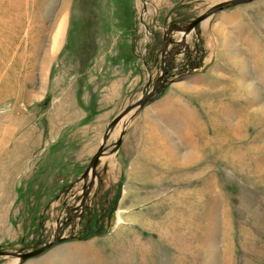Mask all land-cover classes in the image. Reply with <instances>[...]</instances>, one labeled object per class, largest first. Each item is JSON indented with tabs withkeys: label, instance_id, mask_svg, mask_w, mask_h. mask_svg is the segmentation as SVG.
<instances>
[{
	"label": "rangeland",
	"instance_id": "1",
	"mask_svg": "<svg viewBox=\"0 0 264 264\" xmlns=\"http://www.w3.org/2000/svg\"><path fill=\"white\" fill-rule=\"evenodd\" d=\"M145 1L0 0V264H264V0Z\"/></svg>",
	"mask_w": 264,
	"mask_h": 264
},
{
	"label": "water",
	"instance_id": "2",
	"mask_svg": "<svg viewBox=\"0 0 264 264\" xmlns=\"http://www.w3.org/2000/svg\"><path fill=\"white\" fill-rule=\"evenodd\" d=\"M251 1H254V0H234L232 2H229V3H223V4H220L218 6H215V7H212L210 10H208L205 14H203L202 16L198 17L197 19H194L192 22H190V24L186 25V26H174V27H171L169 29V31L167 32L169 35L174 32V31H178V32H182L183 33V40L182 41H177V48H176V54L179 53L181 50H182V47L184 46V39L185 37L191 33L197 26L198 24L205 18L213 15L214 13H218L220 11H222L223 9L229 7V6H235V5H239V4H243V3H248V2H251ZM145 2V0H144ZM144 10L146 11L147 10V7L144 5ZM150 99V96H147V97H143L140 101L138 102H135V103H132L131 105H129L128 107H126L109 125L106 133L104 134L103 136V139H102V143H101V146L98 148L96 154L94 155L93 159L91 160V163H90V166H89V169L80 177V181L82 180L84 183H86L87 179H88V176H89V173L91 171V181L88 185V187L86 186L84 189L85 192L83 194V198H82V201H81V204L78 205V206H75V207H72V208H69L68 211H67V218H71L72 216L71 213L72 212H76V210L78 211V209L80 210V208L84 207L85 206V202L93 188V185H94V178H95V169L99 163V160L104 152V149H105V145H106V142L110 136V133L111 131L114 129V127L118 124V122L124 118L128 113H130L133 109H136V108H141L142 106H145L146 103L149 101ZM121 140L118 141L117 143V146H116V149H118L121 145ZM85 210V208H84ZM66 226V225H65ZM57 237L55 238V240L49 244H47L46 246L40 248V249H34L32 252L30 253H26V254H13V256H19V260L21 263H24L25 261H27V259H30V258H33L37 255H40L41 253L45 252L46 250L50 249L51 246H53L54 244H58L61 242V237H59V231L58 233L56 234ZM0 255H5V253H3L1 250H0Z\"/></svg>",
	"mask_w": 264,
	"mask_h": 264
},
{
	"label": "bare ground",
	"instance_id": "3",
	"mask_svg": "<svg viewBox=\"0 0 264 264\" xmlns=\"http://www.w3.org/2000/svg\"><path fill=\"white\" fill-rule=\"evenodd\" d=\"M144 3V5L146 6L147 5V2L145 1V2H143ZM65 27H66V24H65V19H64V17H63V19L61 20V22H60V24H59V26H58V29H57V32H56V34H55V37H54V40H53V52L55 51V49H57V47H58V45L60 44L59 42H60V39L63 37V35H64V30H65ZM168 34V33H167ZM169 35V34H168ZM167 35V36H168ZM167 36H166V38H165V41H166V39H167ZM169 37H170V35H169ZM62 40V39H61ZM168 40H169V38H168ZM60 46V45H59ZM175 58V56H173V59ZM89 185V184H88ZM88 185H87V187H88ZM85 190L86 189H84L83 191L85 192ZM84 194V193H83ZM85 204H86V202H85ZM19 260H17L16 259V261L15 262H18Z\"/></svg>",
	"mask_w": 264,
	"mask_h": 264
},
{
	"label": "flooded vegetation",
	"instance_id": "4",
	"mask_svg": "<svg viewBox=\"0 0 264 264\" xmlns=\"http://www.w3.org/2000/svg\"><path fill=\"white\" fill-rule=\"evenodd\" d=\"M176 55V48H174L172 51H170L169 53H166L164 56H163V61L162 63L167 67L170 66V64L173 62V56ZM162 57V56H161Z\"/></svg>",
	"mask_w": 264,
	"mask_h": 264
},
{
	"label": "crops",
	"instance_id": "5",
	"mask_svg": "<svg viewBox=\"0 0 264 264\" xmlns=\"http://www.w3.org/2000/svg\"><path fill=\"white\" fill-rule=\"evenodd\" d=\"M132 113V112H131ZM123 120V119H122Z\"/></svg>",
	"mask_w": 264,
	"mask_h": 264
}]
</instances>
